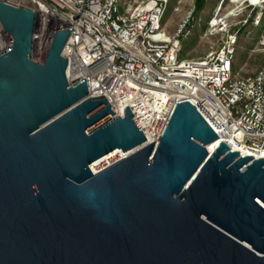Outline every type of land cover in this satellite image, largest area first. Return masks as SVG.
<instances>
[{
  "label": "water",
  "instance_id": "1",
  "mask_svg": "<svg viewBox=\"0 0 264 264\" xmlns=\"http://www.w3.org/2000/svg\"><path fill=\"white\" fill-rule=\"evenodd\" d=\"M36 22L0 2V264H264V159L218 143L190 102L141 148L130 107L114 119L70 85L72 29L33 60Z\"/></svg>",
  "mask_w": 264,
  "mask_h": 264
},
{
  "label": "built area",
  "instance_id": "2",
  "mask_svg": "<svg viewBox=\"0 0 264 264\" xmlns=\"http://www.w3.org/2000/svg\"><path fill=\"white\" fill-rule=\"evenodd\" d=\"M36 13L33 60L43 63L55 34L71 30L63 51L70 85L87 79L90 98L105 96L114 119L130 107L148 146L164 136L179 103L190 102L233 152L264 159V67L235 78L238 32L214 15L204 38L221 35L201 58L181 59L195 31L194 12L174 35L164 29L171 0H0ZM11 43L0 23V53ZM37 55V56H34Z\"/></svg>",
  "mask_w": 264,
  "mask_h": 264
},
{
  "label": "rangeland",
  "instance_id": "3",
  "mask_svg": "<svg viewBox=\"0 0 264 264\" xmlns=\"http://www.w3.org/2000/svg\"><path fill=\"white\" fill-rule=\"evenodd\" d=\"M198 0H172L171 10L164 20V29L174 35L184 17L196 10ZM224 16L234 32H238V43L234 60L235 78L256 75L264 67V0H206L195 21L192 38L199 35L196 45L184 49V58H201L219 45L221 35L204 38L202 28L214 15ZM37 56V55H34Z\"/></svg>",
  "mask_w": 264,
  "mask_h": 264
},
{
  "label": "trees",
  "instance_id": "4",
  "mask_svg": "<svg viewBox=\"0 0 264 264\" xmlns=\"http://www.w3.org/2000/svg\"><path fill=\"white\" fill-rule=\"evenodd\" d=\"M171 2H172V0H171ZM171 2H170V4H171ZM205 3H206V0H198V1H197L196 10H195V12H194V20H195V21H196V18L198 17V15H199L200 11H201L202 8L204 7ZM170 4H169V7H168V11H167L166 16H168V14H169V12H170V10H171V6H170ZM263 24H264V23H263ZM206 27H207V26L204 25V27L202 28V32H204V31L206 30ZM198 39H199V35H197L195 38H191L190 40H188L187 42L184 43L183 48H184V49H187V48H192V47H194V46L196 45ZM184 49H183V52H182V54H181V59H184V56H185V53H184L185 51H184ZM233 68H234V63H233Z\"/></svg>",
  "mask_w": 264,
  "mask_h": 264
},
{
  "label": "bare ground",
  "instance_id": "5",
  "mask_svg": "<svg viewBox=\"0 0 264 264\" xmlns=\"http://www.w3.org/2000/svg\"><path fill=\"white\" fill-rule=\"evenodd\" d=\"M251 1L255 2L256 4L258 3V0H251ZM216 146H217V145H212V146H210V147H209V151H210V152H213V151L216 149ZM235 150L238 151V152H241L240 149H235ZM129 154H130V153H127V154L124 155V156L127 157Z\"/></svg>",
  "mask_w": 264,
  "mask_h": 264
}]
</instances>
